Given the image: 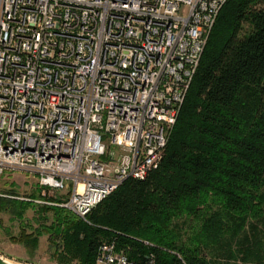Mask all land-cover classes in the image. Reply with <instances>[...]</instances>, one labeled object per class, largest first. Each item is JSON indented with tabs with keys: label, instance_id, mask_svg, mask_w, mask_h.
I'll return each mask as SVG.
<instances>
[{
	"label": "built area",
	"instance_id": "2783aa9c",
	"mask_svg": "<svg viewBox=\"0 0 264 264\" xmlns=\"http://www.w3.org/2000/svg\"><path fill=\"white\" fill-rule=\"evenodd\" d=\"M227 0H0V175L87 215L161 160ZM95 264H135L115 243ZM141 264H155L153 254Z\"/></svg>",
	"mask_w": 264,
	"mask_h": 264
},
{
	"label": "trees",
	"instance_id": "16d2710c",
	"mask_svg": "<svg viewBox=\"0 0 264 264\" xmlns=\"http://www.w3.org/2000/svg\"><path fill=\"white\" fill-rule=\"evenodd\" d=\"M12 200L0 199V210L6 203L22 217L34 206ZM40 208L56 218L42 227L58 264H95L111 242L135 264L150 254L155 264H264L250 222L264 223V0L222 6L164 156L144 180H126L86 222ZM21 237L37 241L25 229Z\"/></svg>",
	"mask_w": 264,
	"mask_h": 264
},
{
	"label": "rangeland",
	"instance_id": "374dc122",
	"mask_svg": "<svg viewBox=\"0 0 264 264\" xmlns=\"http://www.w3.org/2000/svg\"><path fill=\"white\" fill-rule=\"evenodd\" d=\"M65 194V191L57 192L40 187L36 177L29 175L28 172L12 171L0 175V199L10 201L15 199L12 201L24 203L31 200L34 202V206L28 208L22 217L15 214L14 206L6 203H4V209L0 210V258L3 261L10 264H58L53 255V247L49 243V234L42 227L44 223L46 225L54 223L56 218L52 211L44 213L40 207H50L49 201L44 200V197L61 200L66 197ZM262 217L264 218V213ZM250 222L257 225L262 233L261 239L264 241V223L262 221L256 223L254 219ZM22 229H25L27 234L37 236V241L29 243L24 238H20ZM245 230L250 233L248 228ZM219 261L226 262L224 259ZM229 264L244 263L236 260L230 261Z\"/></svg>",
	"mask_w": 264,
	"mask_h": 264
},
{
	"label": "water",
	"instance_id": "95a60500",
	"mask_svg": "<svg viewBox=\"0 0 264 264\" xmlns=\"http://www.w3.org/2000/svg\"><path fill=\"white\" fill-rule=\"evenodd\" d=\"M0 264H10V263L5 262V261H3V260L0 258Z\"/></svg>",
	"mask_w": 264,
	"mask_h": 264
},
{
	"label": "crops",
	"instance_id": "0c3cea01",
	"mask_svg": "<svg viewBox=\"0 0 264 264\" xmlns=\"http://www.w3.org/2000/svg\"><path fill=\"white\" fill-rule=\"evenodd\" d=\"M36 179H37V177H36ZM38 184V183H37Z\"/></svg>",
	"mask_w": 264,
	"mask_h": 264
},
{
	"label": "bare ground",
	"instance_id": "6f19581e",
	"mask_svg": "<svg viewBox=\"0 0 264 264\" xmlns=\"http://www.w3.org/2000/svg\"><path fill=\"white\" fill-rule=\"evenodd\" d=\"M207 44V43H206Z\"/></svg>",
	"mask_w": 264,
	"mask_h": 264
}]
</instances>
